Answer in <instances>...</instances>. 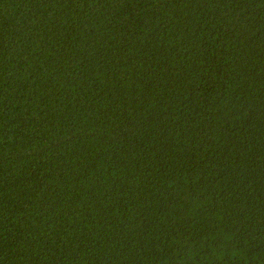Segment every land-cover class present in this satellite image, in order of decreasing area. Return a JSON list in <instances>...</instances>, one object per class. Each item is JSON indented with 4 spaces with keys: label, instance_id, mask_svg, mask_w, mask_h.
Returning <instances> with one entry per match:
<instances>
[{
    "label": "trees",
    "instance_id": "16d2710c",
    "mask_svg": "<svg viewBox=\"0 0 264 264\" xmlns=\"http://www.w3.org/2000/svg\"><path fill=\"white\" fill-rule=\"evenodd\" d=\"M0 264H264V0H0Z\"/></svg>",
    "mask_w": 264,
    "mask_h": 264
}]
</instances>
